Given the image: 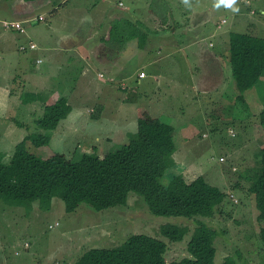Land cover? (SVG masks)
<instances>
[{
  "label": "rangeland",
  "instance_id": "obj_1",
  "mask_svg": "<svg viewBox=\"0 0 264 264\" xmlns=\"http://www.w3.org/2000/svg\"><path fill=\"white\" fill-rule=\"evenodd\" d=\"M75 1L77 0L70 2L73 4ZM85 1L98 3L91 8L101 11L100 0ZM119 1L132 13L139 11L136 9L153 11L155 6H159V0H114L116 3ZM161 1L166 4L164 9H172V17L176 18L174 24L177 25V45L168 46L163 41L152 38L149 42L151 47L145 51L136 49L129 52V48L126 50L132 57L127 64V72L137 76L140 71L139 78L147 76V72V84H152L151 88L137 90L134 85L129 84L126 91H119L115 82H108L109 67L94 60L92 77L81 78L82 64L76 66L74 74L67 76L62 63L58 64L56 59L42 56L44 62L39 67L43 76L42 89L34 90L30 83L19 79L8 82L6 76L2 77L1 86H10L13 89L9 90L12 92L11 98L4 102L5 107L0 108V153L8 161L15 145L24 137L46 133L37 128L35 120L41 117L42 106L48 100L32 101L28 98V93L48 98L52 93L56 94L54 91L61 86L68 91L74 89L81 95V98L77 94H73V98H67L72 112L57 129L48 131L51 137L47 146L36 148L27 145L28 151L40 159H48L55 154H63L70 159L80 153L93 152L102 157L108 151L128 142L129 137L136 132L137 108L145 107L151 116L174 128L173 141L176 150L172 157L176 165L170 169V173L181 175L187 182L199 176L204 177L207 183L227 195L218 208V213L209 220L201 217L185 219L153 216L142 198L132 193L124 206L100 212H93L86 206H80L75 212H66L65 205L59 198H53L46 210L40 201L28 205H13L0 199V264H75L90 248L118 246L131 234H145L163 239L159 232L161 226L187 225L190 232L183 241L168 243L166 259L171 262L188 256L187 242L197 224L195 220H204L208 227L218 233L214 264H220L227 256H231L237 264H264V246L259 241L261 222L257 219L254 197L247 191L251 180L247 171L256 165L259 152L264 148V123L261 116L264 108V75L255 89L247 93L248 96L244 93L242 101L236 98L238 93L232 79L221 85L222 88L230 85L231 90L227 93L229 97L218 99L223 94H219L220 91L218 94L212 93L211 97L194 91L191 87L190 64H195V61L182 44L187 33L185 38L181 37L183 31L192 26L193 18L185 17L184 13L189 9L181 1L159 2ZM249 2L254 13L250 14L248 8L244 7V15L234 19L231 10H217L212 6L213 0H202L204 10L213 11L212 19L206 27L203 26L202 32L205 28L214 30V25L224 19L227 21L222 25L224 30L235 24L236 28L232 31L264 38V0ZM68 8L61 13V18L67 19ZM239 9L241 11L243 8ZM42 12L45 13V21L33 23L37 24V29L41 32L35 39L39 50L34 54L38 55H43L52 44L53 37L44 34L45 27L56 26L57 23L65 26L64 21L53 16L50 7ZM8 16L0 8V20ZM134 17L137 19L135 24L140 28L134 33L139 43L138 48L142 49L144 41L149 38L147 28L150 27L151 31L157 28L153 23L146 24V18L141 14ZM85 22L81 25L83 32L87 30ZM122 25L123 23L114 27L110 36L112 43L116 38L129 40L132 37L131 26L123 28ZM2 28L10 32L5 27L4 20L0 22V30ZM10 30L20 33L15 29ZM140 32H143V36ZM78 38H81L80 35H77V41ZM98 39L99 36L94 37L92 42H88V46L97 43ZM161 40L166 41V37ZM0 46H4V42L0 41ZM18 50L23 53L19 48ZM165 53H170L169 57L158 61ZM14 54L18 53L12 51L8 55ZM150 58L158 63L155 67L141 66V59ZM12 64L13 61L10 60L8 67L11 68ZM6 68L0 66V73L6 71ZM11 71L13 75L20 77L25 73L18 67ZM198 71L199 69H195V72ZM111 85L115 86V91ZM108 94L116 99L112 100ZM122 97L125 98L123 101ZM91 108L97 112L90 111ZM107 136L113 142H107ZM170 173L163 179L164 184L168 182Z\"/></svg>",
  "mask_w": 264,
  "mask_h": 264
},
{
  "label": "trees",
  "instance_id": "obj_2",
  "mask_svg": "<svg viewBox=\"0 0 264 264\" xmlns=\"http://www.w3.org/2000/svg\"><path fill=\"white\" fill-rule=\"evenodd\" d=\"M49 1L56 6L58 0ZM62 5L58 2L57 7ZM133 37L135 33L130 39ZM228 60L238 93L236 98L242 101L244 93L255 88L264 75V38L231 34ZM31 95L45 101V97ZM71 111L63 96L53 104H44L42 115L35 124L47 134L24 137L15 145L8 161L0 153V199L13 205L40 201L46 210L53 198H59L66 212H75L80 206L100 212L124 206L132 193L142 198L153 216L209 220L218 213L227 195L207 183L204 177L187 182L181 175L170 173L176 165L172 157L176 150L174 128L151 116L145 107L137 108L136 132L128 142L102 157L93 152L80 153L78 158L55 154L40 159L28 151V144L36 148L47 146L51 137L49 132L57 129ZM261 116L264 123V108ZM258 157L256 165L247 171L251 177L247 191L254 197L257 219L261 222L259 241L264 246V148ZM168 172L170 177L164 184L162 181ZM204 220H195L197 224L187 242L188 256L181 259L167 262L168 243L183 241L190 232L189 226L167 224L159 229L163 239L131 234L118 246L88 249L75 264H214L218 233ZM220 264L237 262L227 256Z\"/></svg>",
  "mask_w": 264,
  "mask_h": 264
},
{
  "label": "crops",
  "instance_id": "obj_3",
  "mask_svg": "<svg viewBox=\"0 0 264 264\" xmlns=\"http://www.w3.org/2000/svg\"><path fill=\"white\" fill-rule=\"evenodd\" d=\"M70 1L71 0H58L57 5L53 6L49 0L34 2H24L23 0H0V8L5 10L6 14L9 15L8 18L3 20L18 22L25 31L24 34H21L16 31H11L10 29H8L10 32L4 31L3 28L0 30V41L4 42V46H0V66L7 67L6 71H3L2 74L0 73V82L2 81V77L6 76L8 82H13L19 79L25 83H30V87L34 90H38V88L42 89L43 76L39 67L44 62L42 56H46L56 59L58 64L62 63L66 71L65 75L67 76L71 73L74 74L76 66L82 64L83 72L81 70V78L92 77V74L94 73L93 65H95L93 62L94 60L101 65L109 67L107 72V77L109 78L108 82H115L116 86L119 87V91H126L129 84L134 85L137 90L151 88L153 85L147 84L148 73L146 71L147 76L144 78H139L140 71L137 76L134 73L127 72V64L132 57L127 54L126 50L129 48V52L136 49H144L145 51L151 47L149 42L152 38H157L168 46L177 45L175 36L177 25L174 24L176 18L172 17L173 10L164 9L166 4L162 1L159 2L160 0L158 1L159 6L154 7L155 10L145 11L144 9H136L139 11L134 13L130 12L128 8H125L120 1L116 3L114 0H100L102 8L99 12L91 8L98 4L94 1L88 2L85 0H77L73 4H71ZM249 1L250 0H247V3H245V0H238L237 6L243 9L238 13H232L234 19L241 18V16L244 15L243 12L246 9H244V7L248 8L250 14L254 13L249 7ZM58 2L59 4L63 3L64 5L57 7ZM70 6H72V8H68ZM48 7L51 8V12L55 18L65 22V26H63L65 29H63L59 23H57L56 26L47 25L44 34H48L51 36L50 38L53 37L51 40L52 44L46 48L43 55H38L37 53L34 54L39 50L38 42L35 41V39H37L36 35L41 34V32L37 29V24L33 23L35 21H45V13L42 11ZM67 8L69 9L67 12V14H69L67 15V19L65 17L61 18V13ZM187 9L189 10H187L184 15L186 18L187 16L193 18L192 26L188 29L186 28L187 30L183 31L181 37L185 38L187 33L186 40L182 44L184 45V50L188 49L190 56L195 61V64H190L192 80L191 87L194 91L207 94V97H211L214 92L218 94V91H220L219 94L223 93L217 97L218 99H221L224 96L229 97L227 96V93L228 90H231L230 85L226 88H222L221 85L229 82V79H232V69L228 60L230 36L233 33L240 32L232 31V29L236 28L235 24H232L228 30H224L222 25L227 23L224 19H222L220 23L217 22L214 25V30L205 28V31L202 32L203 26L206 27L212 19V9L204 10L202 0H192V7ZM96 14L100 15L99 18H96ZM137 14H141L146 18V24L153 23L157 28L155 31H151L149 29L150 27L147 28L149 31V38L147 41H144L145 43L142 46V49L138 48L139 43L137 42L136 37L129 40L116 38L112 43L110 36L113 33L114 27L121 23H123V28H127V26L130 25L133 33L136 31L138 32V29L140 30L139 26L135 24L137 19L134 16ZM39 17H42L43 19L40 20L38 19ZM3 20H0V22ZM83 22L86 23L87 27L85 32L81 31V25ZM24 23L27 25L24 26ZM140 34L143 36V32H140ZM77 35H80L81 37L78 38L79 41L76 40ZM85 35H87V39H85ZM98 36L99 39L96 41L97 43H92V45L88 46V42L90 40L92 42L93 38ZM163 37H166V41L161 40ZM30 44H33L36 47L30 49ZM21 47H25L23 53L18 50V48L20 49ZM12 51L17 52L18 54L9 56L8 54ZM169 54L170 53H165L160 59L158 58V61L169 57ZM78 59L80 62H78ZM10 60L13 61L11 68L8 67ZM37 60H41V62L37 63ZM141 60V66L155 67L158 64L151 58ZM57 62L55 63L56 66ZM17 67L20 71L25 72L21 77L13 75L14 73L11 71ZM195 69H199L200 72H195ZM152 82L153 80H151V83ZM110 87L115 91V86L111 85ZM10 89L13 88L10 86L2 87L0 84V99H2L3 102H6L7 99L11 98L12 92H9ZM20 89L22 90L21 87ZM24 89L25 87H23V90ZM251 90L246 91L245 95L248 96L249 94L247 93ZM66 91L68 90L62 89L61 86L58 87V90L54 91L56 94L52 93L50 97H45V100H48L46 104H53L59 98L58 94H64L63 97L66 98H73V94H77V97L81 98V95H79L74 89L68 91L69 94ZM31 94L36 93H30V95L28 93V98L36 100L37 98ZM65 94L68 96H65ZM108 96L112 98V100L116 99V97L113 95L111 96V94H108ZM124 99L125 98L123 97L121 98L122 101ZM68 104L71 107V103L68 102ZM90 111H96V109L91 108ZM106 138L107 142H113L109 136Z\"/></svg>",
  "mask_w": 264,
  "mask_h": 264
},
{
  "label": "clouds",
  "instance_id": "obj_4",
  "mask_svg": "<svg viewBox=\"0 0 264 264\" xmlns=\"http://www.w3.org/2000/svg\"><path fill=\"white\" fill-rule=\"evenodd\" d=\"M181 3L185 6V8H191L192 7V0H181ZM245 3H247V0H245ZM238 5V0H213V7L215 9H228L231 10L233 13H238L240 11ZM5 107L4 102L2 99H0V108Z\"/></svg>",
  "mask_w": 264,
  "mask_h": 264
},
{
  "label": "built area",
  "instance_id": "obj_5",
  "mask_svg": "<svg viewBox=\"0 0 264 264\" xmlns=\"http://www.w3.org/2000/svg\"><path fill=\"white\" fill-rule=\"evenodd\" d=\"M38 19H40V20H42L43 18L42 17H39ZM4 25H5V27L7 28V29H15V30H17V31H19L20 33H24L25 31H24V28L21 26V24L20 23H18V22H14V21H12V22H10V21H4ZM36 46L35 45H33V44H30L29 45V48L30 49H34ZM25 49V47H21L20 48V50H24ZM38 62H39V60H38ZM143 76V75H142Z\"/></svg>",
  "mask_w": 264,
  "mask_h": 264
},
{
  "label": "bare ground",
  "instance_id": "obj_6",
  "mask_svg": "<svg viewBox=\"0 0 264 264\" xmlns=\"http://www.w3.org/2000/svg\"><path fill=\"white\" fill-rule=\"evenodd\" d=\"M101 77H103V76L101 75Z\"/></svg>",
  "mask_w": 264,
  "mask_h": 264
}]
</instances>
